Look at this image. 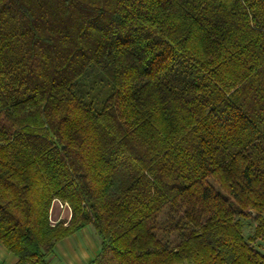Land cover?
I'll return each mask as SVG.
<instances>
[{"label": "trees", "instance_id": "trees-1", "mask_svg": "<svg viewBox=\"0 0 264 264\" xmlns=\"http://www.w3.org/2000/svg\"><path fill=\"white\" fill-rule=\"evenodd\" d=\"M164 208L185 230L172 247ZM251 212L264 235V0H0L13 264H50L89 224L116 264H264Z\"/></svg>", "mask_w": 264, "mask_h": 264}, {"label": "rangeland", "instance_id": "rangeland-1", "mask_svg": "<svg viewBox=\"0 0 264 264\" xmlns=\"http://www.w3.org/2000/svg\"><path fill=\"white\" fill-rule=\"evenodd\" d=\"M210 181L212 182V180ZM254 214H255L254 212H251V214L248 217H239V220L242 223V235L244 239L248 243H250V245H252L256 250L264 254V235L257 236L255 234L256 221L254 219V216H255ZM70 217H71L70 207L69 209H67V205H64V207L61 208L56 203H54L52 200L51 205L48 210V218L50 222L65 218V223H66L69 221ZM175 219H176V216L174 214H171L167 208H164V210L161 212V214L158 217V224L160 225V227L159 226L158 227L160 230L161 229L165 230L168 247L174 246L178 242V240L182 238V235L185 232V230H181L179 228L174 227ZM92 226L93 225L87 226L86 231L94 230ZM93 240H94L93 241L94 243L92 245L94 246L88 252H89V255H91V257L94 258L97 252L96 249L98 248L100 243L99 244L96 243L97 239L95 240L93 238ZM87 246L89 247V244ZM99 253L97 255L98 256L97 259H95V261L91 262L90 264H116L108 250H105L100 254Z\"/></svg>", "mask_w": 264, "mask_h": 264}, {"label": "crops", "instance_id": "crops-1", "mask_svg": "<svg viewBox=\"0 0 264 264\" xmlns=\"http://www.w3.org/2000/svg\"><path fill=\"white\" fill-rule=\"evenodd\" d=\"M90 225V224H89ZM82 227L71 235L59 240L54 251L49 255L50 264H90L100 251V238L94 230L86 231L87 226ZM97 237V238H96ZM93 238L99 244L95 257L89 255V250L94 246ZM89 244V247L87 245ZM16 256L0 244V264H13Z\"/></svg>", "mask_w": 264, "mask_h": 264}, {"label": "built area", "instance_id": "built-area-1", "mask_svg": "<svg viewBox=\"0 0 264 264\" xmlns=\"http://www.w3.org/2000/svg\"><path fill=\"white\" fill-rule=\"evenodd\" d=\"M53 202L54 203H56L58 206H60L61 208H63L64 207V205H67V209H69V205L66 203V202H62V201H60L59 199H57V198H54L53 199ZM50 211H51V209H50ZM58 220H54L53 222H51V224H54L55 222H57Z\"/></svg>", "mask_w": 264, "mask_h": 264}]
</instances>
